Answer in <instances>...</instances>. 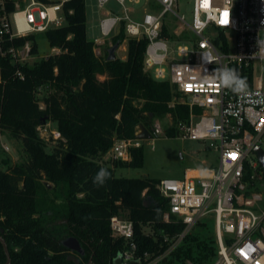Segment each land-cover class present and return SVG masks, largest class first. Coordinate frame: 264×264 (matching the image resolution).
I'll use <instances>...</instances> for the list:
<instances>
[{"label":"trees","instance_id":"trees-1","mask_svg":"<svg viewBox=\"0 0 264 264\" xmlns=\"http://www.w3.org/2000/svg\"><path fill=\"white\" fill-rule=\"evenodd\" d=\"M7 9H14L11 1ZM63 17L64 24L38 33L55 54L32 64L0 55V129L21 142L28 160L0 170V237L9 264H74L63 243L70 238L81 247L75 252L79 264H113L129 248L112 235L114 216L132 223L136 255L146 252L153 259L169 249L184 226L163 219L169 205L157 180L117 178L102 158L114 141L137 138L140 127L151 132L153 121L165 116L172 123L186 120L191 109L168 81L145 71L146 39L126 37L122 24L112 45L126 42V58L107 61L110 47L99 58L87 37L85 0L65 2ZM27 43L30 56H37L35 34L5 43L4 50H20ZM44 119L56 123L60 134L51 154L36 131ZM167 135L173 137L174 130L169 128ZM130 155V161L117 165L142 168V147ZM101 167L111 178L97 187L92 178ZM209 249L215 256V249ZM6 262L0 242V264Z\"/></svg>","mask_w":264,"mask_h":264},{"label":"built area","instance_id":"built-area-1","mask_svg":"<svg viewBox=\"0 0 264 264\" xmlns=\"http://www.w3.org/2000/svg\"><path fill=\"white\" fill-rule=\"evenodd\" d=\"M9 1L12 11L7 9ZM67 1L0 0V55L10 54L14 63H25L31 58L29 44L4 50L5 43L60 26L59 13ZM110 1L96 0V6L102 10ZM114 1L121 11L108 12L100 20L101 35L108 37L123 24L126 37L147 40L145 71L158 81H168L191 109L188 119L177 121L181 138L208 143L218 153L217 168L186 169L182 179L157 183L169 205L163 219L184 226L173 247L205 225L204 219L212 218L216 256L212 264H264V172L254 151L256 147L264 151V78H255L256 67L264 63V0H192L190 24L175 11L179 0H143L147 10L139 21L127 4L142 0ZM173 15L182 25L181 33L166 25V17ZM188 34L198 37L193 46L188 45ZM174 42L181 44L170 51ZM223 66L247 78V94L221 85L215 74ZM16 75L22 77L19 71ZM195 107L203 109L196 122ZM48 129V124H41L36 131L46 136ZM151 131L154 136L163 134L159 119ZM140 141L116 140L108 153L113 160L128 162ZM110 228L114 237L129 245L122 253L123 262L157 264L170 251L171 246L153 259L146 252L137 256L132 223L114 216Z\"/></svg>","mask_w":264,"mask_h":264},{"label":"rangeland","instance_id":"rangeland-1","mask_svg":"<svg viewBox=\"0 0 264 264\" xmlns=\"http://www.w3.org/2000/svg\"><path fill=\"white\" fill-rule=\"evenodd\" d=\"M86 5V28L87 37L90 40L94 36H101L98 29L94 35L90 32V26L92 24H97L100 18L107 17L106 13H119L121 11L120 7L116 4L114 0H111L102 10H99L96 6V0H85ZM130 9H132V17L135 20H141L144 12L147 10L144 1L142 0L137 5L127 4ZM176 13L181 16L186 17V22H192V0H179L177 8H175ZM62 17V24H64V17L62 13H59ZM166 25L173 27V30L182 32V25L177 20L176 16H167L165 19ZM61 24V25H62ZM119 30L115 31L105 40L101 45H95V54L97 57L102 58L104 56L105 49L112 46L113 38L118 34ZM36 43L39 49V53L35 57L28 58L25 62L32 64L36 60H39L49 55L55 54L56 50L49 48L47 41L43 38L42 34H35ZM190 39L189 46H193L194 42L198 40V37L193 34H188ZM117 50V57H126V52H124L123 46ZM181 44L180 42H174L169 44V50L175 51L177 46ZM262 75L264 78V63L256 67L255 78H259ZM100 80H104V76L99 77ZM176 93V89L173 88ZM44 90L39 93L43 95ZM182 103L186 102V99L179 100ZM42 106V103H40ZM203 109L195 107V122L198 121ZM159 122L163 129V134L160 136L152 135L151 138L140 139L141 147L143 152L144 163L142 168H126L117 165V161L113 160L109 153L107 152L103 156L102 162L109 167H113L115 171V176L117 178H140L149 177L151 179L160 181L162 179H182L184 171L186 168H196L204 166H211L213 168L218 167L219 159L218 153L209 147L208 143H202L190 139H182L180 132L177 128L178 122H173L170 116H165L159 119ZM49 125L48 134L45 136H38L45 143V151L49 154L53 153L57 147H59L56 134L51 132H58L56 123L52 121H47L42 125ZM173 127V128H172ZM171 128L174 130V136L168 137L167 131ZM43 135V134H41ZM7 161L8 163H5ZM27 156L23 151V147L20 141L14 140L9 137L6 132L0 131V170H8L10 166L22 164L27 162ZM107 161V163H105ZM43 184L48 187H53V185L45 180ZM205 225H200L194 228L191 233H189L185 239L173 247V241L170 244V251L164 255L157 264H212L216 256L211 252V249H215V244L212 236L214 235V223L213 219H204ZM151 230L146 228V233H150Z\"/></svg>","mask_w":264,"mask_h":264},{"label":"clouds","instance_id":"clouds-1","mask_svg":"<svg viewBox=\"0 0 264 264\" xmlns=\"http://www.w3.org/2000/svg\"><path fill=\"white\" fill-rule=\"evenodd\" d=\"M215 75L221 85L227 89H230L233 93L247 94V78L242 76L236 69L229 66H223L216 69ZM110 178L111 173L108 168L101 167L93 176L92 181L97 187H102Z\"/></svg>","mask_w":264,"mask_h":264},{"label":"water","instance_id":"water-1","mask_svg":"<svg viewBox=\"0 0 264 264\" xmlns=\"http://www.w3.org/2000/svg\"><path fill=\"white\" fill-rule=\"evenodd\" d=\"M120 45L119 43H115L114 45H112L109 49H108V56H107V61H112V60H115L116 58V51L119 49ZM46 119L43 120V123L45 122ZM138 139H148V138H151V134L148 130H146L144 127H140L139 128V133L137 134L136 136ZM256 155H257V158H258V161H259V164L261 165L262 169H263V172H264V151L259 148V147H256L254 149ZM148 204V201H145L144 202V205L146 206ZM0 242L3 244L4 246V250H5V253H6V256H7V262L6 264H9L10 263V257H9V253H8V250H7V247L5 245V242L3 241V239L0 237ZM64 245L71 249L72 251H76V252H81V247L79 245V243L73 239V238H70V239H67L65 242H64ZM68 260H71L74 262V264H79V261L76 257H74L73 255H70L68 257ZM113 264H137V261L136 260H132V261H129V262H123L122 261V254L119 253L114 259H113Z\"/></svg>","mask_w":264,"mask_h":264},{"label":"crops","instance_id":"crops-1","mask_svg":"<svg viewBox=\"0 0 264 264\" xmlns=\"http://www.w3.org/2000/svg\"><path fill=\"white\" fill-rule=\"evenodd\" d=\"M106 15H107V17H108V12L106 13ZM104 18H106V17H104ZM101 19H103V18H100V20ZM100 20L98 21V23L97 24H92L91 26H90V32H91V34L92 35H94L95 34V32H96V29H98V31H99V33H100V35H101V31H100V27H99V22H100ZM120 30V29H119ZM115 31V29L113 30V32ZM112 32V33H113ZM86 33H87V28H86ZM111 33V34H112ZM110 36V35H109ZM108 36V37H109ZM108 37H103L102 35L99 37V36H94L92 39V41H94V43H95V45H98V48H99V45H101V44H103L104 42H105V40L108 38ZM90 40V39H89ZM97 40V43L95 42ZM124 43H126V42H124ZM123 45V44H122ZM122 45L119 47V48H122ZM123 48H125V49H123L124 50V52H126V44H125V46H123ZM53 50V49H52ZM55 50V49H54ZM95 51H96V48H95ZM118 55H117V51H116V58H118L117 57ZM125 58L126 57H124V56H122L121 58H118V59H121V60H125ZM203 167H209V166H206L205 164H204V166H201V167H196V168H186V169H198V168H203ZM185 169V170H186ZM184 173H185V171H184Z\"/></svg>","mask_w":264,"mask_h":264},{"label":"flooded vegetation","instance_id":"flooded-vegetation-1","mask_svg":"<svg viewBox=\"0 0 264 264\" xmlns=\"http://www.w3.org/2000/svg\"><path fill=\"white\" fill-rule=\"evenodd\" d=\"M65 241H66V240H65ZM65 241H64V242H65ZM64 242H63V243H64ZM75 252H76V251H72V250L70 249V253H72V254H70V255H73L74 257H76V253H79V252H76V253H75ZM70 255H69V256H70Z\"/></svg>","mask_w":264,"mask_h":264}]
</instances>
